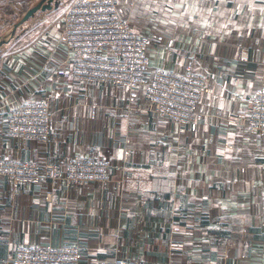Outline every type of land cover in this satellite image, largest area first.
I'll return each instance as SVG.
<instances>
[{"label": "crops", "instance_id": "obj_1", "mask_svg": "<svg viewBox=\"0 0 264 264\" xmlns=\"http://www.w3.org/2000/svg\"><path fill=\"white\" fill-rule=\"evenodd\" d=\"M69 1L38 11L1 55L0 159L64 167L74 155L105 157L111 180L14 187L0 176V264L18 244L74 241L82 264H264V135L231 122L264 86V0H116L136 32L159 35L151 72L192 60L209 75L207 115L192 124L151 111L143 87L128 109L127 87L56 71L68 55L59 36ZM41 99L56 121L50 139L9 137L7 111Z\"/></svg>", "mask_w": 264, "mask_h": 264}, {"label": "built area", "instance_id": "obj_2", "mask_svg": "<svg viewBox=\"0 0 264 264\" xmlns=\"http://www.w3.org/2000/svg\"><path fill=\"white\" fill-rule=\"evenodd\" d=\"M61 20L59 40L66 45L68 55L55 70L63 76L127 87L128 109L134 108L139 88L143 87L149 109L179 124L196 123L207 115L199 104L209 90V75L195 72L192 60L182 72L160 67L151 72L149 50L159 35L136 32L130 20L120 15L116 0H70ZM97 106L93 104L92 109L95 111ZM231 122L264 135V86L252 94L248 107L236 113ZM6 128L12 138L49 140L55 129L50 102L31 100L12 106L6 113ZM129 152L126 148V157ZM111 168L107 158L89 155H75L65 167L18 157L0 159V175L17 186L48 180L87 186L95 181H109ZM8 264H82L81 246L78 241L60 245L18 244L11 250ZM99 264L153 263L119 259Z\"/></svg>", "mask_w": 264, "mask_h": 264}, {"label": "rangeland", "instance_id": "obj_3", "mask_svg": "<svg viewBox=\"0 0 264 264\" xmlns=\"http://www.w3.org/2000/svg\"><path fill=\"white\" fill-rule=\"evenodd\" d=\"M11 1V0H10ZM8 1L6 3H3L2 6L4 7L5 5V8H3L0 12V38L6 36V35H9V32H10V29L12 28L13 24L15 22H17L23 15L24 13L26 12V10L29 8L30 4L32 3L31 0H20L18 2H15V1ZM35 1V0H34ZM33 1V2H34ZM34 17V16H33ZM33 17H31L29 20H31ZM124 18V17H123ZM128 19V18H127ZM130 20V19H129ZM131 23V21H130ZM24 25V24H23ZM22 26L19 27V29L17 30L16 35L19 34L20 30H21ZM14 36V37H15ZM14 37L11 38L10 41H12L14 39ZM10 41H8L7 43H9ZM7 43L3 44L0 46V57L2 54L4 53H7L8 51H10L13 47H15L16 45H12V46H9V45H6ZM6 47V48H5ZM0 63H1V60H0ZM53 118H54V115H53ZM54 121H55V118H54ZM55 126H56V121H55ZM51 137V136H50ZM23 138V137H22ZM29 138V137H27ZM36 140L38 141H43V142H47L45 140H41V139H37L35 138ZM50 139V138H49ZM75 156V155H74ZM72 156V157H74ZM71 157V158H72ZM70 158V159H71ZM69 159V160H70ZM68 160V161H69ZM68 163V162H67ZM66 163V164H67ZM65 164V165H66ZM64 165V167H65ZM2 176V175H0ZM5 177V176H3ZM7 178V177H6ZM8 179V178H7ZM111 180V179H110ZM109 180V181H110ZM9 181L12 183V185L14 187H16L17 185L11 180L9 179ZM95 182H101V181H95ZM108 182V181H107ZM20 185V184H19ZM18 185V186H19ZM90 185V184H89ZM87 185V186H89ZM70 186H74V185H70ZM75 186H81V185H75ZM87 186H81V187H87ZM48 198H50L51 196L50 195H47ZM178 230V229H177ZM8 261H9V258L7 259V264H8ZM117 261V260H115ZM113 263V262H112Z\"/></svg>", "mask_w": 264, "mask_h": 264}, {"label": "water", "instance_id": "obj_4", "mask_svg": "<svg viewBox=\"0 0 264 264\" xmlns=\"http://www.w3.org/2000/svg\"><path fill=\"white\" fill-rule=\"evenodd\" d=\"M57 0H38L34 4H32L24 13V15L13 24L12 28L10 29L9 35H6L0 38V46L7 43L11 40L12 37L15 36L19 27L25 24L29 19L37 14L40 10H45L50 8L54 2Z\"/></svg>", "mask_w": 264, "mask_h": 264}, {"label": "snow or ice", "instance_id": "obj_5", "mask_svg": "<svg viewBox=\"0 0 264 264\" xmlns=\"http://www.w3.org/2000/svg\"><path fill=\"white\" fill-rule=\"evenodd\" d=\"M180 6H182V5H180ZM221 107H223V105H221Z\"/></svg>", "mask_w": 264, "mask_h": 264}]
</instances>
